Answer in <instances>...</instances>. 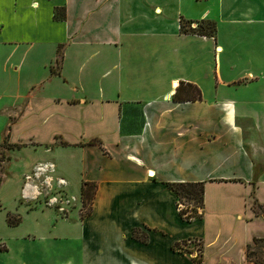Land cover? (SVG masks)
I'll return each mask as SVG.
<instances>
[{
	"label": "crops",
	"instance_id": "1",
	"mask_svg": "<svg viewBox=\"0 0 264 264\" xmlns=\"http://www.w3.org/2000/svg\"><path fill=\"white\" fill-rule=\"evenodd\" d=\"M195 182L185 221L165 183ZM260 237L264 0H0V264H248Z\"/></svg>",
	"mask_w": 264,
	"mask_h": 264
},
{
	"label": "trees",
	"instance_id": "2",
	"mask_svg": "<svg viewBox=\"0 0 264 264\" xmlns=\"http://www.w3.org/2000/svg\"><path fill=\"white\" fill-rule=\"evenodd\" d=\"M208 26V30H205V32L212 33L213 27L210 24H206L205 27ZM189 27L191 28L190 24ZM181 29L183 31H187V29L184 27V24H181ZM194 29V28H192ZM198 33H203L202 30L198 31ZM61 59V55L58 54V57L56 59V66L59 65ZM55 70V69H54ZM180 86L177 89V93L181 90ZM182 89L186 94L189 95V98L192 100L200 99V91L199 89L193 85L186 83ZM177 98V96H175ZM166 187L170 189L176 197L178 196H186L188 198H196L200 201V207L202 208V199H203V183L202 182H195V183H165ZM96 185L92 182H84L81 187V201H82V210L83 215H88L90 213V205L92 201V197L95 193ZM256 205V202L254 203V207ZM85 210V212H84ZM178 214L181 219L185 221H191L193 218L200 217V213H197L195 210L193 211H183L179 210ZM7 222L10 225H14L19 222V218H14L11 215L7 216ZM132 236L142 242L146 240V236L144 234H140L137 230H133ZM256 240V238L253 239V242ZM176 246V245H175Z\"/></svg>",
	"mask_w": 264,
	"mask_h": 264
},
{
	"label": "rangeland",
	"instance_id": "3",
	"mask_svg": "<svg viewBox=\"0 0 264 264\" xmlns=\"http://www.w3.org/2000/svg\"><path fill=\"white\" fill-rule=\"evenodd\" d=\"M208 26L205 27V30H208ZM67 191L72 192L74 187H66ZM180 206V210L183 211H193L195 210L197 213H200V201L196 198H188L186 196H178L177 201ZM257 209V206H255ZM51 212H54V209H50ZM85 212V210H84ZM15 218V217H14ZM20 221V219H19ZM15 225V224H14ZM71 235V234H66ZM67 237V236H66ZM69 237V236H68ZM46 241H40L37 237L33 238V243L35 246L44 244ZM60 244H67L68 247L65 249V251L59 252L60 258H68L71 255L77 256V244L78 242L75 240H68L64 239L59 241ZM194 244V243H193ZM196 247V246H195ZM197 252V256L199 255L198 249L195 248ZM246 259L248 260V264H264V237L256 238L254 242L249 244L246 248ZM53 258V255L51 256Z\"/></svg>",
	"mask_w": 264,
	"mask_h": 264
},
{
	"label": "built area",
	"instance_id": "4",
	"mask_svg": "<svg viewBox=\"0 0 264 264\" xmlns=\"http://www.w3.org/2000/svg\"><path fill=\"white\" fill-rule=\"evenodd\" d=\"M180 205L178 203H176V208L177 210L179 211L180 210ZM188 242H191V243H194V245L196 246V248L199 250L200 249V241L197 240V239H192V240H189ZM197 257V253H196V256Z\"/></svg>",
	"mask_w": 264,
	"mask_h": 264
},
{
	"label": "bare ground",
	"instance_id": "5",
	"mask_svg": "<svg viewBox=\"0 0 264 264\" xmlns=\"http://www.w3.org/2000/svg\"><path fill=\"white\" fill-rule=\"evenodd\" d=\"M176 87V86H175Z\"/></svg>",
	"mask_w": 264,
	"mask_h": 264
}]
</instances>
